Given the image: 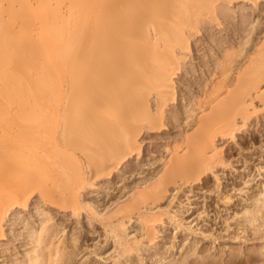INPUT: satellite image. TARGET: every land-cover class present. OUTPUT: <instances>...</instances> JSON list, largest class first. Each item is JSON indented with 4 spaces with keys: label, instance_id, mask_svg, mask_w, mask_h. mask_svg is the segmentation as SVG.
I'll list each match as a JSON object with an SVG mask.
<instances>
[{
    "label": "bare ground",
    "instance_id": "bare-ground-1",
    "mask_svg": "<svg viewBox=\"0 0 264 264\" xmlns=\"http://www.w3.org/2000/svg\"><path fill=\"white\" fill-rule=\"evenodd\" d=\"M123 1H84L83 12L88 21L76 23L75 33L71 34L73 40L71 37L66 45L59 47L58 20L62 17L59 0H0V243L9 236L6 232L9 228L13 234L7 239L18 242L17 248H25L18 252L14 246L22 255L14 252L8 257L9 253H2L12 249H2L0 244L4 264H147L148 258L153 264L163 263L169 253L172 256L174 249L180 247L172 240L167 247V240H176L184 233L188 239L191 236L188 248L198 244L197 232L192 227L196 221L197 226L205 223V231L212 232L213 225L225 224L229 232L232 215H224L222 206L233 211L235 225L244 233H251L256 239L264 236V179H257V176L264 178L263 167L257 169V176L247 179L255 166L250 162H254L256 152H244L250 143L264 141V20L259 18L264 13L260 12L263 6L258 4V15L255 11L250 13L251 9L250 14L246 13L245 5L238 9L243 11L240 16L233 8L238 15L235 16L231 7L222 5L235 0H163L169 12L168 18L167 10L161 6L169 20H165L166 25H170L169 29L166 27L167 43L175 41L171 38L177 34L175 44L179 42L181 49L169 48L168 64L174 57L171 61L175 66L170 62L171 66L162 67L167 59H161L159 42L165 40L167 31L161 35L159 30L152 35L145 19L153 10L160 12L156 9L158 4L153 6L159 0H137L141 33L153 47L161 48V54L159 48L158 53L155 51L160 57L152 50L153 55L166 61L156 64L151 59L152 65H157L152 67L144 62L148 68L144 71L143 65L137 73L140 67H133V76L130 60L122 68L115 66L120 62L113 64L120 81L118 104L115 103L117 113L108 107L107 100L111 98L104 97L112 95L96 87L106 76L103 74L105 77L99 78L98 84L93 76L97 69L103 70V66L96 68L98 62H107L106 48L108 53L114 48L118 30L111 22L112 17L121 15ZM249 1L253 5L259 0ZM151 7L155 9L150 10ZM164 12L152 15L164 17ZM254 14L259 21L252 25ZM35 15L41 17L36 19ZM99 21L102 24L96 23ZM199 25L202 36L192 41ZM60 65L73 66L68 77L72 90L78 89V83L84 78L78 68L86 65L91 69L87 67L92 78L85 73L88 83L91 79L95 82L94 85L90 81L91 90L95 87L89 92L94 94L96 88L104 90L105 101H100L106 102L110 112L118 114L114 125L111 122L115 127L107 125L108 120L103 122L107 123L106 129L92 127V120L105 113L98 108L95 111L94 107L93 112L87 107L88 115L82 112L91 117L89 124L87 117L83 120L82 113L80 116L74 112L75 101L79 104L80 98L74 93L62 95ZM112 66L108 68L111 76L116 77ZM113 76L110 82L105 79L103 83L110 84ZM154 79H158L159 85ZM149 80L155 83L153 88L146 86ZM110 85L108 88L113 86ZM65 90L70 92V88ZM82 94L85 97L87 91ZM152 95L157 98L156 102H152ZM97 101L94 104L98 105ZM170 101L175 104L169 109ZM259 102L263 104L260 109ZM254 115L259 127H253L244 137L240 131ZM87 125L88 129L84 127ZM166 152L171 156H165ZM259 157L264 162V149L260 150ZM240 163L251 172L236 175L233 169ZM102 175L108 178L96 182ZM256 180L257 183H252ZM86 185L90 189L86 190ZM243 192L245 199L240 198ZM37 196L39 200L33 201ZM197 197L204 198L203 211L194 219L200 207ZM56 211L68 214L58 218ZM73 216L75 224L86 231L82 229L78 235L71 231V235L64 234L71 228L68 223ZM90 233H99L104 237L101 242L104 244H92L93 248L89 249ZM208 238L217 240L214 233L205 234L202 240ZM110 250L112 253L108 254ZM199 252H204L203 247Z\"/></svg>",
    "mask_w": 264,
    "mask_h": 264
},
{
    "label": "rangeland",
    "instance_id": "rangeland-1",
    "mask_svg": "<svg viewBox=\"0 0 264 264\" xmlns=\"http://www.w3.org/2000/svg\"><path fill=\"white\" fill-rule=\"evenodd\" d=\"M86 2V1H88V0H78V1H75V0H72V1H70V0H59V2H58V4H59V10H60V13L62 14V17L58 20V27L61 29V32L59 33V38H58V46L59 47H62V45L64 46V45H66L67 44V42L69 41V39L72 37V40H73V37H74V35H71L72 34V32H73V34L75 33V29H76V23H84L85 21H88V18H87V16L84 14V12H83V10L86 8V4H83V2ZM162 1V2H161ZM166 1V0H165ZM239 0H235V1H233V3H231L230 4V2L228 3H226V2H222V5H227L231 10L234 8L235 10H236V12H237V14L240 16L241 14H243V11H241V10H238V9H240L241 8V6H243V5H245L246 6V8L245 9H248V11H246V13L248 12L249 13V9H251L250 10V13H253L254 11L256 12V14L262 9V11H260V12H264V0H263V2H262V0H259V1H257L256 3H254L253 2V5L255 6V7H257L258 8V10H256V8H254L253 7V5H252V1H249V0H247V4L245 3V1L246 0H243V2L241 3V2H238ZM261 1V2H260ZM159 2H161V3H164L163 5L161 4V3H159ZM159 2L158 3H153V6L155 7L156 6V4H158L157 6L160 8L161 6H163V9H166V7H165V3L167 2H164L163 0H159ZM221 2L219 1V4H220ZM238 3V4H237ZM34 4V7H35V3H33ZM155 4V5H154ZM160 4V5H159ZM218 3H217V5H219ZM237 4V5H236ZM239 4H241V5H239ZM251 4V5H250ZM258 4H260L261 6H263V8L262 7H260V10H259V6H258ZM230 5H232V6H230ZM257 5V6H256ZM152 6V7H153ZM166 6H167V4H166ZM235 6V7H234ZM237 6V7H236ZM239 6V7H238ZM78 7H80V8H78ZM152 7H151V9L150 10H153V9H155V8H153L152 9ZM165 7V8H164ZM168 7V6H167ZM249 7V8H248ZM251 7H253V9L251 8ZM159 8H156L157 10H160V12L162 13V12H164L165 10H162V7L159 9ZM139 9H140V5L138 4V1L137 0H124L123 1V4H122V7H121V15L120 16H114V17H112L113 19H112V22H111V24L113 23V24H115V28H116V30H118L117 32H118V35H116V37H117V39H115V43H114V45H113V49L111 48V50L109 49V53H108V47L106 48V54H105V56L108 58V59H106V57L105 58H103V59H106L107 60V62H109L108 63V65H107V62L105 63V64H102V62L103 61H101V63L99 64V62H98V65H96V68H98L99 66L101 67V66H103V70H100V68L99 69H97L96 71H95V76H93L94 78H97V79H95L96 80V83L97 82H100V80L101 79H103V77H105V79H107L105 82H110V78L113 76H111V74H112V72L109 70L111 67L110 66H112L113 64H117L118 62H120V64L118 63V65H115V66H118L119 68H122V66L124 67L125 65H129L128 64V62H131L133 65H132V68H130V73H132V72H134V70L132 71L131 69H133V67H136V68H138V67H140V69L138 68V70H136V72L138 73V71H139V73H140V71L142 70L141 69V66H143L144 67V71H145V69H147L148 67H152L153 65H156V64H158V63H161V64H165L164 66H162V67H165V66H171V64L173 63L174 64V61H171L172 59H174V57L172 56V54H171V56L173 57V58H170V61H169V64H168V58L170 57V55H168L169 53H170V51H169V53L167 52L168 50H169V48H170V50H172L171 49V47H173V48H175L176 50H180L181 48L180 47H178V46H180V45H178L179 44V42L177 43V45L175 44V41H176V38H177V34H176V36L175 35H173V36H175V37H172L171 39H175V41L173 42L172 40H171V42L172 43H174V46L173 45H171L172 43H170V41L167 43V40H168V29L170 28V25H169V23L166 25V22H165V20L168 22L169 20H167L168 18H169V12H168V9H166L167 10V14L164 12V14L163 15H168L167 17H166V15L164 16L165 17V19H164V17L162 16V14H159V17L157 18V16H156V18H155V15H152L153 13H157V11L156 12H154V10L151 12V11H149L150 13H152L151 15H149L148 17H147V14H146V22L148 21V23L150 24V25H148L149 26V29H150V33L153 35V33L155 32L156 33V31H159L160 30V32H162V33H160L161 35H163V32H165V30L167 31L166 33H167V35L166 34H164V35H166V37L164 36V38L163 39H167L166 40V42H165V40H163V42H162V40H160V42L159 43H161L162 45L160 46L161 48H162V50H161V48H159L158 47V45H156L155 43H154V46L156 45L157 46V50H154L155 49V47H153L152 45L153 44H151V43H149V40H148V38H147V36L145 37V35H143V33H141V31L143 32V29L141 28V26L138 24L139 22H138V12H139ZM233 9V11H232V14L233 15H235V10ZM242 12V13H240V12ZM79 12H82V13H80L81 14V18L79 17V19L77 18V16H79ZM159 11H158V13H160ZM254 12V13H255ZM148 13V12H147ZM149 13V14H150ZM157 13V14H158ZM245 13V12H244ZM249 13V14H250ZM156 14V15H157ZM235 15V16H238V15ZM254 14L253 16H252V20L255 22V23H253L252 25H254V24H256V22H257V20H258V17L256 18V16L259 14ZM160 15H161V17H160ZM151 16V17H150ZM152 16L154 17V19L153 20H151L152 19ZM41 17V15H35V18L36 19H39ZM149 17H150V19H149ZM160 18V19H159ZM256 18V19H255ZM260 19H263L264 20V13H262V16H261V14H260V17H259ZM35 19V20H36ZM148 19V20H147ZM238 19V18H237ZM150 20H151V22H150ZM156 20H157V22H156ZM256 20V21H255ZM95 21V20H94ZM233 21V20H232ZM235 21V20H234ZM233 21V22H234ZM259 21V20H258ZM96 23H98L99 25H100V23L102 24V21H99V22H96ZM156 23V25H157V27H156V25H154ZM158 23V24H157ZM116 24H117V26H116ZM152 25H154L153 26V28H152ZM158 25H160L161 27H163V29L162 28H158ZM163 25V26H162ZM252 25L250 26V28L252 27ZM114 26V25H113ZM159 26V27H160ZM165 26V27H164ZM169 26V27H168ZM168 29H167V28ZM118 28V29H117ZM156 28V29H155ZM202 27L199 25V30H197V29H195V31H194V35H195V37H194V39H191L192 41H195L196 39H197V36H199V37H201L202 35V32L200 33V32H198V31H200V29H201ZM158 29V30H157ZM152 30H153V32H152ZM198 32V34H197V32ZM196 32V33H195ZM218 32H219V30H218ZM225 33V32H224ZM221 34V33H220ZM144 37H143V36ZM163 37V36H162ZM198 37V38H199ZM143 40L144 38H147V39H145L146 41H142L141 39ZM155 38H156V36H155ZM160 38V37H159ZM82 39H83V36H82ZM131 39H133V40H131ZM147 40H148V42H147ZM169 40H170V38H169ZM200 40V39H199ZM191 41V42H192ZM81 43H82V41H81ZM148 43V44H147ZM167 44V45H166ZM82 46V45H81ZM80 46V47H81ZM152 46V47H151ZM163 46H166V47H163ZM168 46H170V47H168ZM204 46H206L205 44H204ZM150 47V48H149ZM110 48V47H109ZM148 48H149V50H148ZM152 48H154V49H152ZM158 48H159V52H160V50H161V52H162V54H164V56L161 54V52H160V54H161V56H162V58L161 59H167V61L166 60H160V59H158L159 57H160V55H159V57H157L158 55H157V53H158ZM179 48V49H178ZM81 49V48H80ZM146 49V50H145ZM143 50H145V51H148V52H145V51H143ZM154 51V53H155V51L157 52V53H155V55H157V56H154L153 55V51ZM166 50V51H165ZM143 51V52H142ZM113 52V53H112ZM151 52V53H150ZM165 52H167V53H165ZM172 52V51H171ZM182 54L183 53H185V54H187V51H180ZM141 53V54H140ZM142 53H144V54H142ZM146 53H148L147 55H146ZM150 53V54H149ZM190 53V52H189ZM123 54H124V56H123ZM129 54V55H128ZM134 54H135V56H134ZM199 54V53H198ZM200 54H201V52H200ZM138 56V58H137V56ZM140 55V56H139ZM144 56V57H142V56ZM150 55V56H149ZM123 56V57H122ZM131 56V57H130ZM133 56H134V59H137V60H134V59H132V61H131V58H133ZM111 57H112V59H111ZM130 57V59H128ZM168 57V58H167ZM113 58H115V59H113ZM122 58V59H121ZM123 58H124V61H123ZM157 58V59H156ZM109 59H110V61H109ZM120 59L122 60V63H124V65H121L122 63H121V61H120ZM151 59L152 60H154V61H156L155 63L156 64H154L153 63V65H152V61H151ZM99 60V59H98ZM113 60V61H112ZM114 60H115V62H114ZM127 60H130V61H128V62H125V61H127ZM188 60V59H187ZM95 62L97 61L96 59L94 60ZM117 61V62H116ZM146 61H149V62H146ZM166 61V62H165ZM144 62L146 63V65L148 66L147 68H145L146 67V65L144 64ZM151 62V63H150ZM165 62V63H164ZM170 62H171V64H170ZM104 63V62H103ZM127 63V64H126ZM136 63H138V64H136ZM181 63H183V62H181ZM61 64V63H60ZM142 64V65H141ZM94 65H95V63H94ZM104 65H107V66H105L104 67ZM110 65V66H109ZM135 65V66H134ZM86 66V65H85ZM80 67V68H78V71L80 72V73H83V75H84V78H83V80H81V82H79L78 84L80 85L79 86V88L77 89V87L75 88H73V90H72V87H71V84H70V86H69V81H68V77H69V75H70V73H71V71H72V67L73 66H68V65H60V79L62 78V80H63V90L64 91H62V92H64V94L62 93V95L63 96H68V95H70V94H72V93H74L76 96H77V98H80V101H79V104H78V102L77 101H75V103H77V105L76 106H74L75 108H73V110H75L74 112H76L78 115H80L81 116V114H79V113H85V115H88V114H86L87 112L85 111L86 110V108L88 107V109L90 108V110H92L93 111V109H94V107H95V111L97 110L98 111V109L99 110H102V111H104L105 113L104 114H102V116H100L99 118L98 117H96V118H94L93 120H92V122H94V124H93V126L92 127H105V129H106V125L105 124H107V125H111L112 127H115V126H113L114 124V121L116 120V117L118 116V114H116L115 115V112H117L118 113V106L115 104V103H117L118 104V102H117V99H118V89H119V75H117L116 74V72H118V70H116V68H114L115 66L113 65L112 67L116 70L115 72H114V70L112 69V71L116 74V77L115 76H113V79H112V81L114 80V82H112L111 81V85L109 84V83H107L108 85H110V86H112L111 88H108V85L106 84V83H103V81L105 80V79H103L102 80V83L100 82L99 83V85H96V87H98L99 88V90H101L100 88H103L107 93H110L111 95V97H109V94H107L106 96L104 95L105 94V92H104V90H103V92H101V91H98V88H96L95 89V91L96 92H94L93 91V93L94 94H91V92H89L90 90H91V87H92V85H91V87H90V81L92 80H90L89 81V83L86 81V80H88L86 77L88 76V77H91L92 78V75H91V73L90 72H87V71H90L87 67ZM121 66V67H120ZM157 66V65H156ZM174 66H175V64H174ZM108 67H110V68H107ZM117 67V68H118ZM128 67H131V66H128ZM127 67V68H128ZM158 67H159V65H158ZM94 68V67H93ZM118 68V69H119ZM126 68V67H125ZM136 68H134V69H136ZM107 69V70H106ZM106 70V71H105ZM121 69H119V71H120ZM107 72V74L109 75V73H110V75L108 76L105 72ZM132 71V72H131ZM87 72V73H86ZM96 72H97V75H96ZM135 72V73H136ZM85 73H86V77H85ZM89 73V74H88ZM99 73V74H98ZM113 73V74H114ZM135 74V76L136 75H138V74ZM77 74V73H76ZM105 76H104V75ZM114 74V75H115ZM108 76V77H107ZM131 76H133V73H132V75ZM139 76V75H138ZM86 78V79H85ZM99 78H101V79H99ZM108 78H109V80H108ZM133 78V77H132ZM155 78H156V76H155ZM177 76H176V80H177ZM99 79V80H98ZM155 80V79H154ZM158 80V79H157ZM157 80H155L154 82H156L157 84H158V82H157ZM175 80V81H176ZM152 81V80H151ZM88 83L89 84V88H88V84H86L85 85V83ZM92 83H94V85H95V82L92 80L91 81ZM150 80L149 81H147V83H146V86H149V87H152L153 88V84H155V83H153L152 84V82H150ZM84 83V84H83ZM68 84V85H67ZM98 84V83H97ZM104 85V86H106L105 88H104V86H102V85ZM150 84V85H149ZM85 85V86H84ZM93 85V88L95 87ZM159 85V84H158ZM66 87H67V89H69L70 88V92H69V90H65L66 89ZM85 87H86V89L88 88V90H84L85 89ZM93 88H92V90H93ZM110 89H112V90H109ZM80 92H78V91ZM91 90V91H92ZM84 91H87V95L84 97L83 96V92ZM65 92H66V94H65ZM70 93V94H68V93ZM99 92V93H98ZM103 93V94H102ZM68 94V95H67ZM84 94H86V93H84ZM96 94V95H95ZM98 94H99V96H98ZM101 94V95H100ZM82 95V96H81ZM89 95H91L89 98H88V96ZM92 95L94 96V97H92ZM103 95H104V97L106 98L107 96V98H106V100L109 98H113L112 100L110 99V101L109 100H107L108 102H110L111 103V101L112 102H114V103H112V104H115L114 106L115 107H111V106H109V104L110 103H108V107L110 108V110L111 111H113V109H114V111L115 112H110L109 111V108H107V106H106V102H102V101H100L101 99H103L104 97H103ZM196 95H197V97L200 99V97L198 96V94L196 93ZM200 95V94H199ZM98 96V97H97ZM201 96V95H200ZM81 97H83V99H84V101H83V99L81 98ZM103 97V98H102ZM187 97V96H186ZM104 98V99H105ZM154 98V99H153ZM94 99V100H93ZM98 99V101H99V103L100 102H102L101 104L102 105H104V107H102V105L101 104H99L98 103V105L96 104V106H95V104H94V101L95 100H97ZM103 99V100H104ZM157 99V98H156ZM155 99V97H153V95H152V102H153V100L155 101L156 100ZM97 101V102H98ZM105 101V100H104ZM91 102H92V104H94V106L91 108L90 106H92V104H91ZM156 102V101H155ZM154 102V103H155ZM105 103V104H104ZM112 104H110V105H112ZM173 104V101H170L169 103H168V108L170 109L174 104H175V102H174V104ZM258 105H259V109L260 108H262V106H263V104H261L260 102L259 103H257ZM99 105L101 106V108L99 107ZM261 105V106H260ZM105 106H106V108H105ZM96 108H98V109H96ZM102 108H104V109H102ZM167 108V109H168ZM105 109H106V111H105ZM89 110V111H90ZM88 111V113L90 114L92 111H90L89 112ZM109 111V112H108ZM94 112V111H93ZM82 113V114H83ZM262 113H264V112H262ZM75 115V114H74ZM84 114H83V116H82V119L83 120H85V118L87 117V121H89V122H87V121H84L83 123H85V122H87V124H89L90 123V119H91V117L90 116H85ZM77 116V115H76ZM84 117V118H83ZM256 117V118H255ZM81 118V117H80ZM98 118V119H97ZM114 118V119H113ZM97 119V120H96ZM102 119H105V120H103V121H101ZM256 119H257V115H254L249 121H248V123H247V126H244L243 127V129H242V131H240V133L241 134H243L244 133V137L245 136H247V134L248 133H250L254 128L253 127H259V125H257V123L255 122L256 121ZM107 120L108 121H110V123L109 122H107ZM252 120V121H251ZM103 122H107V123H105V124H103ZM111 122H112V124H111ZM116 122V121H115ZM252 122V123H251ZM249 124V125H248ZM253 124V125H252ZM255 124V125H254ZM103 125H105V126H103ZM170 126H171V124H169ZM250 125H251V127H250ZM110 126V127H111ZM84 127H87L86 129H88L89 128V125H87V126H84ZM91 127V126H90ZM257 127V128H258ZM103 128H101V130L103 129ZM246 128H248L249 130H248V132H246L247 131V129ZM105 129H103V131H106ZM246 130V131H245ZM244 131V132H243ZM190 132V131H189ZM189 132H187V133H189ZM193 132V131H192ZM192 132H190L191 134H192ZM186 133V134H187ZM247 133V134H246ZM240 134V135H241ZM246 134V135H245ZM118 142V141H117ZM87 144V143H86ZM262 149H264V141H263V143H256V144H254V143H250L247 147H246V149H244L245 151L244 152H246V153H252V152H256V154H255V156H254V162H250V164H252V165H255L253 168H252V172L251 171H249L248 169L247 170H245V166H242V164L240 163V164H236V166L234 167V169L233 170H235V174L236 175H238V173L239 172H251V176L250 177H248L247 179H249V178H252L253 177V175L255 174L256 176H257V174L259 173L258 171H257V169L258 168H262L263 167V169H261V172H263V174H264V162H263V159L262 158H260L259 157V152H260V150H262ZM165 156H167V157H170L171 155L169 154V152H166L165 153ZM115 172V171H114ZM105 176V175H104ZM100 177H102L101 179H100ZM99 177V179H97V180H95L96 182H101V181H104V180H106L108 177L107 176H105L106 177V179H105V177H103V175L102 176H100ZM257 179L258 180H263L264 178L262 177V178H260L259 179V177L257 176ZM258 180H256L255 182H252V183H257L258 182ZM94 181V182H95ZM95 182V183H96ZM88 185V184H87ZM85 186L84 188H86V190L87 189H90V185L89 186ZM120 185V184H119ZM245 185H242L241 187H244ZM251 186V185H250ZM85 189L84 190H82L83 192L84 191H86ZM248 189H246L245 191H247ZM208 195H211V193L210 194H208ZM245 195V196H244ZM201 196V195H200ZM199 197V196H198ZM196 198V201L198 200L199 201V209L196 211V213H194V215L193 216H195V217H193L194 219L197 217H199V212L201 211H203V209L201 208L202 206L201 205H203V200H204V198L203 197H201L200 199L199 198ZM37 198V199H36ZM240 198H243V199H245V198H247V196H246V194H245V192H243V195L240 197ZM36 200H39V196H37V197H35V200H33V201H36ZM31 208H33V206L31 207ZM201 208V209H200ZM220 210L221 211H223V214L225 215H227V214H229V216L230 215H232V218H230V220H229V222L231 223V229H230V231L229 232H227L226 230H225V224L223 225V224H220V225H213L212 226V228H213V231L211 232V231H205L204 229H205V226H203L205 223H200V225H198L197 226V221L196 222H194L193 223V225H192V227H194V229L196 230V232H197V237H198V239H199V242H198V244L196 243V245H193V247H191V248H193V251H194V255H193V251H192V249L191 248H188V243L190 242V239H191V236L189 237L190 239H188V238H186V236L184 235V233H181V234H183L184 235V238H183V235L180 237V234H179V236H178V238L175 240V239H173V238H171L170 240H167V241H169L168 243H166V246L167 247H169V246H171V240H172V242L173 241H177V245H178V247L179 248H176V249H174V251H173V255L172 256H170V253L167 255V257H168V259L167 260H165L163 263L161 262V263H158V264H167V262L168 261H171L173 264H264V236H263V238H260V239H256L254 236H252L251 235V233L250 234H247V233H244L243 231H242V229L240 228V227H236V225H235V219H234V215H233V211L232 210H230V211H227L226 209H225V207H221L220 208ZM70 211V210H69ZM57 212V211H56ZM84 211H81V213H83ZM200 212V213H201ZM24 214H26L25 212H24ZM57 214H58V218L59 217H63L65 214H68V212L67 213H64V215H62L63 213H61V212H57ZM83 214H85V213H83ZM240 215H241V213H239ZM69 215H71V214H69ZM74 218V219H73ZM73 220H71L68 224H70L71 225V228L69 227V228H67L66 230V232L64 233V234H67L68 232H72V234L73 233H76L77 234V232H79L78 234H80V231L82 232V229H85V230H83V231H86V228H80V226L81 225H79V224H75V217L73 216ZM193 218H191L192 220H193ZM236 218V217H235ZM190 219V220H191ZM199 221H201V219L199 220ZM198 221V222H199ZM72 223H73V225H72ZM196 224V226H194ZM76 225H78L77 227H76ZM208 225H211V224H208ZM75 228L76 227V229H73L72 230V228ZM201 227H203V229H201ZM6 228H8V225L7 226H5V229ZM71 229V230H70ZM11 229H9L8 228V230H6V232L8 233V235L11 237L12 236V234H13V232H11L10 231ZM11 232V233H10ZM71 232H70V235H71ZM203 232H205V233H203ZM169 233H171V232H169ZM210 233H214V238H217V240L215 241V242H213V239H210V238H208V239H204V240H202V238L204 237V235L205 234H210ZM11 234V235H10ZM77 234V235H78ZM7 235V236H8ZM169 235V234H168ZM6 237L5 238V241H1V243L0 244H2L3 245V247H2V249H5V248H8L9 250L10 249H12V251H6L5 252V254H3L2 253V255H6V253H9L8 254V257H10L9 255H11L12 253H14L15 252V254H20V255H22V253H17L16 251H15V249L18 247V246H16V245H18L17 243L18 242H15V243H11V240L10 239H7V238H10V237ZM90 236H92V238H91V240L88 242V244L90 245V248L89 249H92L93 247H92V244H96V243H99V244H104V243H101L103 240H104V237H100L99 236V233H97V234H95V235H93L92 233H90ZM93 238L95 239L94 241H93ZM185 238H186V240H185ZM184 239V240H183ZM158 241H160V240H158ZM179 241V242H178ZM185 241V242H184ZM187 241V242H186ZM194 241H196V239L194 240ZM7 242H8V244H7ZM10 242V243H9ZM6 244V247H5V244ZM180 243V244H179ZM14 244V245H13ZM182 244V245H181ZM195 244V243H194ZM204 245V246H203ZM9 246V247H8ZM14 246H16L15 247V249H13V247ZM166 247V248H167ZM187 247V248H186ZM195 247V248H194ZM202 247H203V251L204 252H199V250H201L202 249ZM206 247V248H205ZM18 249H19V251H22V250H24L23 248H17V251H18ZM21 249V250H20ZM186 249V250H185ZM191 249V251L192 252H190L189 250ZM195 249H197V250H195ZM204 249H206V250H204ZM18 251V252H19ZM2 252V251H1ZM188 252H190V255H188V257H187V254H189ZM195 252H196V254H195ZM208 252V253H207ZM11 253V254H10ZM112 253V250H110L109 252H108V254H111ZM206 253V254H205ZM198 254V255H197ZM251 254H253V256H251V259H250V255ZM209 255V256H208ZM213 255V256H212ZM106 256H108L107 254H106ZM186 256V257H185ZM200 256H202V257H200ZM211 256V257H210ZM144 257H146V255H144ZM207 257V258H206ZM210 257V258H209ZM214 258V260H213V258ZM206 258V259H205ZM255 258V259H254ZM5 258H0V261H1V263L2 264H4V262H2V260H4ZM185 259H188L189 261H188V263H186L187 262V260H185ZM211 259V260H210ZM253 259V260H252ZM150 260V258H148L147 259V261H145V263H147V264H153L152 263V261H149ZM155 260V259H154ZM186 262H185V261ZM207 260V261H206ZM174 261V262H173ZM177 261H178V263H177ZM192 261H193V263H192ZM209 261V262H208ZM183 262V263H182ZM190 262V263H189ZM205 262V263H204ZM9 263H11V262H9ZM9 263H7V264H9ZM169 263V262H168ZM6 264V263H5Z\"/></svg>",
    "mask_w": 264,
    "mask_h": 264
}]
</instances>
